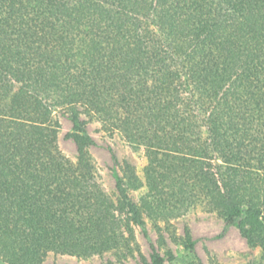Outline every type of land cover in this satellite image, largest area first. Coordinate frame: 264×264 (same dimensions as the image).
Returning a JSON list of instances; mask_svg holds the SVG:
<instances>
[{
    "label": "trees",
    "instance_id": "1",
    "mask_svg": "<svg viewBox=\"0 0 264 264\" xmlns=\"http://www.w3.org/2000/svg\"><path fill=\"white\" fill-rule=\"evenodd\" d=\"M80 107L136 147L156 141L163 158L175 132L209 151L195 149L197 163L228 155L203 186L229 197L222 234L236 226L264 248V208L254 204L264 194V0H0V264L118 250V222L149 238L118 171L123 217L94 183ZM58 110L71 122L74 161L59 152ZM150 246L143 264L176 262Z\"/></svg>",
    "mask_w": 264,
    "mask_h": 264
},
{
    "label": "rangeland",
    "instance_id": "2",
    "mask_svg": "<svg viewBox=\"0 0 264 264\" xmlns=\"http://www.w3.org/2000/svg\"><path fill=\"white\" fill-rule=\"evenodd\" d=\"M203 2L199 13L203 11L205 16L208 9H204ZM221 5L227 8L225 3ZM224 13L225 10H221L214 14L220 19ZM80 108L81 118L94 139L89 150L96 170L94 183H100L113 211L123 217L114 188L112 171L116 169L127 193L137 205L149 238L137 225L118 222L124 227V242H121L120 249L105 247L89 258L49 252L43 264H143L152 252L150 242L161 254L169 251L175 254L176 262L165 264H264V248L252 243L236 226L227 228L222 234L229 197H213L203 186L204 180H210V173L218 170V164H226L228 160L232 162L227 159L228 155L226 158L221 151H216L212 156L217 159L206 155L207 158L201 159L202 163H197L198 158L191 156L194 150L199 148L203 154L209 151L204 150V146L197 143L190 133L180 135L175 132L178 143L169 150V158H163L160 153L165 150L155 147L156 141L149 139L145 144L150 146L136 147L107 121L99 119V115L90 113L88 108ZM60 111L55 114L60 122L59 152L69 161H74L76 146L65 136L71 130V122ZM171 163L177 164L175 173L168 170ZM224 167L227 168L226 165ZM216 181L214 176V181L210 182L215 186ZM218 183L222 184L220 180ZM238 194L246 202L252 200L253 195L248 192L240 191ZM254 204L264 208V194L257 196ZM189 242L195 245L193 253L188 247Z\"/></svg>",
    "mask_w": 264,
    "mask_h": 264
}]
</instances>
